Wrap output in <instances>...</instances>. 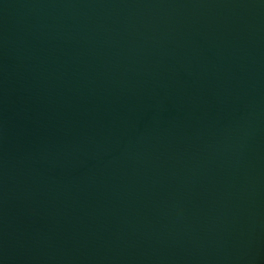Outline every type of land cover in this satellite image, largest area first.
I'll return each mask as SVG.
<instances>
[{"label":"water","instance_id":"95a60500","mask_svg":"<svg viewBox=\"0 0 264 264\" xmlns=\"http://www.w3.org/2000/svg\"><path fill=\"white\" fill-rule=\"evenodd\" d=\"M0 264H264V0H0Z\"/></svg>","mask_w":264,"mask_h":264}]
</instances>
